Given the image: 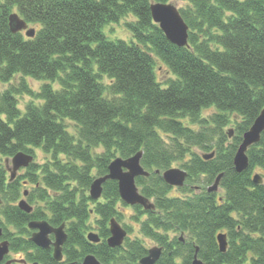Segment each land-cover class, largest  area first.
Wrapping results in <instances>:
<instances>
[{"label":"trees","instance_id":"obj_1","mask_svg":"<svg viewBox=\"0 0 264 264\" xmlns=\"http://www.w3.org/2000/svg\"><path fill=\"white\" fill-rule=\"evenodd\" d=\"M151 1L0 0V82L19 77L0 95V156L33 154L34 148L50 155L11 182L0 166L2 238L28 262L63 264L51 249L28 240L27 223L47 220L66 224V262L79 264L92 253L101 264H138L147 252L138 239L113 249L105 243L109 219L120 215L116 183H104L103 202L84 191L93 172L105 175L112 159L141 150L150 175L137 177L136 185L155 211L133 209L144 217L137 220L142 235L162 247L155 264H190L195 246L204 264H264V182L251 179L254 168L264 172V131L247 151V169L237 173L232 163L243 133L264 108V0H181L188 47L170 43L153 23ZM11 12L37 26L32 39L10 31ZM127 17L134 19L125 24L132 40L109 39L104 28ZM156 60L175 77L165 87L156 80ZM27 77L42 81L37 92ZM19 94L41 104L29 103L21 113ZM206 108L215 111L209 118L201 115ZM230 123L231 139L224 131ZM210 151L212 159L200 157ZM175 162L187 172L178 188L182 196H170L173 188L153 173ZM221 172L222 194L207 192ZM25 184L31 186L27 200L44 203L43 209H18ZM195 185L199 192L190 188ZM91 218L97 244L85 238ZM170 232L183 240L169 238ZM220 232L227 236L225 252L217 245Z\"/></svg>","mask_w":264,"mask_h":264},{"label":"water","instance_id":"obj_2","mask_svg":"<svg viewBox=\"0 0 264 264\" xmlns=\"http://www.w3.org/2000/svg\"><path fill=\"white\" fill-rule=\"evenodd\" d=\"M151 17L155 23H157L160 29L165 34L166 38L172 44L177 46L187 45V25L182 19L178 12L175 4L172 2L162 1H151L150 3ZM9 27L11 32L16 33L27 28L26 22L21 19L17 14L12 13L9 15ZM26 35L29 37L34 36V29H28ZM264 130V108L259 112L255 120L249 129L244 132L242 141L237 147V150L233 156V165L236 172L244 171L248 166V148L257 143L260 140V134ZM233 133L229 131V136ZM213 153L209 155H203V158L207 159L212 157ZM142 151L137 152L131 157L122 159L117 157L113 159L108 165V172L102 177L94 179L89 187L90 197L98 199L101 196L102 184L107 180H115L117 182V188L120 198L127 204L135 205L138 204L144 209H153L154 205L146 197L141 195L135 184V178L137 176H148V172L143 169L140 165V159ZM33 157L22 151L17 152L11 159L12 166L8 168L10 172V180H12L16 172L21 167H27L32 161ZM155 173L159 174L156 170ZM222 174H219L214 183L208 187V191H217L219 180ZM163 181L170 186H182L186 178V172L180 168H169L161 173ZM253 181L257 184L262 182V178L255 174ZM26 194V192L24 193ZM18 207L25 211L30 212L31 207L24 200H20ZM264 210V207H263ZM28 227L36 229L29 240L40 248H48L50 245L53 246L52 256L55 260L59 261L62 259L61 246L66 240V233L64 232V224H60L57 227L51 226L48 222L41 221H30ZM110 236L107 239V244L110 247H116L121 245L123 238L126 235L125 230L113 219L110 220L109 226ZM53 234V241L49 238V234ZM2 230L0 228V237ZM88 239L97 242L98 236L90 233ZM217 242L219 250L224 252L227 247L226 235L219 233L217 235ZM9 251L8 242L6 240L0 241V262L4 255ZM161 248L153 247L148 250L147 255L139 260L140 264H154L160 257ZM13 260H8L0 264H10ZM21 263L26 264L24 260H19ZM37 264V263H33ZM73 264V263H66ZM81 264H100L97 258L93 254H87L84 256ZM191 264H203L201 260L197 258V248L193 255Z\"/></svg>","mask_w":264,"mask_h":264},{"label":"rangeland","instance_id":"obj_3","mask_svg":"<svg viewBox=\"0 0 264 264\" xmlns=\"http://www.w3.org/2000/svg\"><path fill=\"white\" fill-rule=\"evenodd\" d=\"M173 2L175 3V5L177 6V8L180 10L181 8L184 9V7L186 6L185 2L181 1V0H173ZM131 21H134L133 18L131 17H127V18H124V19H121L118 23H113V24H110L108 26H106L104 28V33L108 36L109 39H113V40H116V39H122V40H125L127 42L131 41L132 40V36L131 34L128 32V30L125 28V24L128 23V22H131ZM30 27H33V28H36L37 26L34 25V24H29ZM24 34V33H23ZM155 74H156V80L161 83L162 87H165V83L168 79L172 78V79H175V77L167 70V68L158 60H156V66H155ZM18 75L14 77L13 80H11L10 82L8 83H2L0 82V95L3 91H5L6 89H8L11 85H16L17 84V81H18ZM25 81L27 83V86H29V88L33 91V92H37L39 90V87L42 85V81H36V80H32L30 78H25ZM104 82H107V79L104 78L103 79ZM16 100H17V106H18V109L20 110L21 113L24 112L25 110V107L29 104V103H33L35 105H40L41 104V101L35 99V98H32L31 96L29 95H25V94H19V95H16ZM214 109L213 108H206V109H203L202 110V117L203 118H209L211 116L212 113H214ZM185 122L189 124L188 120H185ZM66 129L67 131L76 136V127L74 126L73 123L69 122V121H66ZM194 127V129H197V126L195 125H192ZM230 128H234V125L233 124H229L227 127L224 128V131H228ZM103 149L102 148H98L96 150V152H101ZM34 153V161L35 163L37 164H44L46 162L49 161L50 159V155L49 154H46V153H43L40 149H34L33 151ZM4 160H5V157L3 156H0V166L4 167L5 164H4ZM9 166H11V162H10V159H9ZM173 167H181L180 163L178 162H175L172 164ZM25 172V169H20L18 170L17 172V175H22L23 173ZM259 173L261 174L263 177H264V172L262 170H260L259 168H255L253 170V173ZM8 176V174H7ZM92 177H96L95 173L93 172L92 173ZM28 190L29 192L31 191V186L30 185H25V186H21L20 187V191H19V200L21 198H25L26 201L35 209V208H42L43 209V206H44V203L40 202V201H34V202H30L27 200V197H23L22 196V192L23 190ZM219 193L221 194L222 193V190H218ZM87 195H88V189L84 191ZM175 195H179V196H182L184 195L182 192H180L178 189H173L170 193V196H175ZM18 201V200H17ZM100 202H103V199L101 198L100 199ZM118 210L120 212V215H119V218L118 219V222L122 225V226H126L129 228V233H128V237L130 239H138L142 244L143 246H145L147 249L153 247V246H156V242L144 237L142 235V233L140 232V226H139V223L137 222L138 219H144L143 216H138L137 217V213L136 211H134V209L130 206H123L122 203H119L118 204ZM135 217H137V219H135ZM1 218V217H0ZM2 220V218L0 219ZM89 226H90V229L87 230V232L89 231H92V232H96L95 230V226L94 224L90 221L89 222ZM97 233V232H96ZM169 238H172V237H178L179 236V233H173V232H170L168 234ZM11 256L13 254H10ZM30 264V263H28Z\"/></svg>","mask_w":264,"mask_h":264}]
</instances>
